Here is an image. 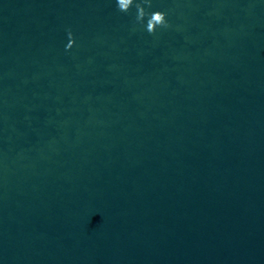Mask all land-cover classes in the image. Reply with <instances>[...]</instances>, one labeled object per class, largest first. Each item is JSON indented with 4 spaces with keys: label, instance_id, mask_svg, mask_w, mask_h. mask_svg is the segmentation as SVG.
I'll list each match as a JSON object with an SVG mask.
<instances>
[{
    "label": "clouds",
    "instance_id": "obj_1",
    "mask_svg": "<svg viewBox=\"0 0 264 264\" xmlns=\"http://www.w3.org/2000/svg\"><path fill=\"white\" fill-rule=\"evenodd\" d=\"M116 7L122 13H128L134 7L136 9L135 24L141 26L150 35H155L157 29H167L171 26L166 12L148 11L151 8V0H116ZM67 37L66 51L71 50L75 44L71 29L67 30Z\"/></svg>",
    "mask_w": 264,
    "mask_h": 264
}]
</instances>
